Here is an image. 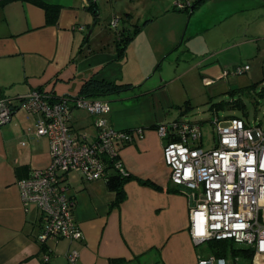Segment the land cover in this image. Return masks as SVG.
<instances>
[{"label": "crops", "instance_id": "crops-1", "mask_svg": "<svg viewBox=\"0 0 264 264\" xmlns=\"http://www.w3.org/2000/svg\"><path fill=\"white\" fill-rule=\"evenodd\" d=\"M40 1L58 7L55 23H47L44 9L33 2L0 0V99L16 107L0 126V264H68L72 249L79 251L76 264H197L217 258L191 240L190 199L171 184L155 126L194 123L186 118L192 110L188 89L181 86L179 93L174 87L187 76L206 88L211 120L216 115L223 123L240 113L213 110L211 103L229 100L232 91L246 103V96L264 88V0H202L188 10H176L178 0H97L93 8L88 0ZM122 34L132 39L119 51ZM237 65L249 70L225 75ZM89 79L133 86L102 100L110 105V126L143 129L141 137L118 146L120 163L134 179L123 185L125 198L115 205L116 194L104 180L68 173L82 239L41 243L40 212L35 204L25 210L18 182L50 164V148L34 133L37 115L19 105L33 91L49 99L79 96ZM204 79L212 83L205 86ZM69 116L73 136L95 137L85 110L72 107Z\"/></svg>", "mask_w": 264, "mask_h": 264}, {"label": "built area", "instance_id": "built-area-1", "mask_svg": "<svg viewBox=\"0 0 264 264\" xmlns=\"http://www.w3.org/2000/svg\"><path fill=\"white\" fill-rule=\"evenodd\" d=\"M96 2L97 0H88ZM189 2L175 1L184 10ZM118 20L111 21L112 28ZM248 65H237L225 73L240 75ZM212 80L204 79V85ZM8 98L0 99V126L8 123L16 108ZM36 116L34 133L49 142L50 164L33 169L18 182L25 210L35 204L41 220L38 241L64 238L82 239L76 225L65 176L76 172L85 180H104L106 167L125 173L119 159V144H127L143 134L142 128L117 130L110 126L106 100L84 97L49 99L33 91L21 105ZM85 110L93 118L95 137L70 133V110ZM216 139L210 148L199 145L200 125L186 121L159 123L157 136L164 142L163 158L169 168L171 184L185 190L190 199L189 231L194 245L209 241L232 240L250 249L249 264H264V129L232 118L225 123L214 116L210 121ZM108 161V164L106 162ZM48 254L42 261H48ZM79 251L72 249L68 264H76ZM197 264H226L224 258H204Z\"/></svg>", "mask_w": 264, "mask_h": 264}, {"label": "trees", "instance_id": "trees-1", "mask_svg": "<svg viewBox=\"0 0 264 264\" xmlns=\"http://www.w3.org/2000/svg\"><path fill=\"white\" fill-rule=\"evenodd\" d=\"M28 1L33 2L44 9L46 14L45 20L47 21V23L56 22L55 18L57 16L58 7L47 5L41 2L40 0H28ZM187 2L190 3V6L184 10H188L196 7L199 3L202 2V0H187ZM94 3L95 2L90 3L89 5L90 8L94 7L93 5ZM93 12L95 13V11ZM130 39H132V35L128 34L127 36L122 34V36H120L119 39L116 40L119 51L125 50ZM130 88H133V86L129 87V85H122V84L117 85L115 83L101 82L94 79H89L82 84V88L80 90L79 96H74V97L71 96L69 98L84 97V98H91L93 100L106 99V98L114 97V95L122 91H126ZM234 94H236V92L234 91L230 92V95L228 96L229 100L226 101L222 100L218 103H211L210 108H214L213 110L216 111L236 110L240 114L231 115L230 118L231 119L239 118L240 120L242 119V121H244L246 124L249 125L250 123L248 122V111L246 109L247 105L242 101V99L240 98L235 99L233 96ZM256 94H257L256 96H258L259 98H264V88H261L259 92L258 91L256 92ZM256 102L258 103V101ZM213 113L216 112L214 111ZM253 125L260 127V125L256 121H254ZM106 164H108V161L106 162ZM104 176H105L104 181L106 184V188L112 192H115L116 194V198H115L116 201L114 204L119 205L122 202V200H124L123 198H125L123 185H125L128 181L134 178L131 175L126 174V172L123 173L122 175L118 172V170L113 169L111 165V161L106 167V174H104ZM141 183L144 184L145 186L146 185L152 186L151 183L149 182H141ZM70 199H72V201L74 200L73 195H71ZM73 202L75 204V201ZM208 244H209V253H211L217 258H226L227 257L226 255L229 253L233 255L239 253V255H241L243 258L249 260V262L251 260L252 251L247 248H237L236 244L233 243L232 240L229 239L220 240V241L214 240V241H209ZM112 264H119V263L118 261H112Z\"/></svg>", "mask_w": 264, "mask_h": 264}, {"label": "rangeland", "instance_id": "rangeland-1", "mask_svg": "<svg viewBox=\"0 0 264 264\" xmlns=\"http://www.w3.org/2000/svg\"><path fill=\"white\" fill-rule=\"evenodd\" d=\"M109 17L110 16L108 14L103 16V20L101 21V23L104 27L106 26V19H108ZM181 64H184L186 66L185 63ZM181 86L186 87V89H188L190 93V96H188V98L190 99L189 102L192 106V110H187L188 115L186 116V118L187 120L193 121L194 123L197 122L196 124L199 123L198 125L202 124V126H200V135H202V137L199 139V142H201V147L206 149L210 148V146H212L214 143L213 138L215 140L216 137L215 133H213L212 131L211 122H209L211 121L212 116L209 110H207V96L205 94L206 88H204L202 85L199 86L197 84L192 83V80H190L189 76L185 77L182 81H178V83H176V85L174 86L176 88L179 87V93H181ZM244 100L246 101L247 105L246 109L248 111V121L252 123L256 121L260 125V127L264 129V98H259L258 96H246ZM256 101H258V103ZM22 109L25 110L24 108ZM197 246L198 251H200L201 253H209L208 242L202 243ZM236 247L245 248V246L241 244L236 245ZM227 258L228 264H249V260L243 258L241 255H239V253L234 255L229 253L227 254Z\"/></svg>", "mask_w": 264, "mask_h": 264}]
</instances>
